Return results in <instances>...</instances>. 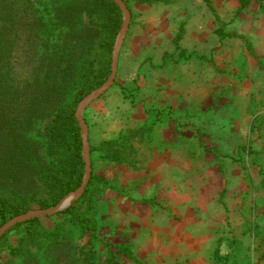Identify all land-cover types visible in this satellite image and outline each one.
<instances>
[{"label":"rangeland","instance_id":"obj_1","mask_svg":"<svg viewBox=\"0 0 264 264\" xmlns=\"http://www.w3.org/2000/svg\"><path fill=\"white\" fill-rule=\"evenodd\" d=\"M126 1L116 85L84 118L93 148L123 137V161L94 152L93 170L130 197L95 183L74 215L96 243L71 217L41 216L38 243L9 233L0 264H109L106 242L140 264H264V0Z\"/></svg>","mask_w":264,"mask_h":264},{"label":"trees","instance_id":"obj_2","mask_svg":"<svg viewBox=\"0 0 264 264\" xmlns=\"http://www.w3.org/2000/svg\"><path fill=\"white\" fill-rule=\"evenodd\" d=\"M123 1L131 12V26L132 9ZM239 1L244 9L254 0ZM122 19L112 0H0V226L35 206L52 207L79 187L84 163L74 114L78 103L108 78ZM226 36L240 39L256 56L243 35ZM258 64L264 72V60ZM122 141L119 137L90 145L92 174L83 195L54 216L75 219L74 211L95 183L130 197L93 170L94 152L103 161L120 164ZM75 222L89 245L97 242L92 220ZM42 231L38 218L18 224L2 237L0 251H16L6 242L11 232L18 235V243L36 244ZM105 246V262L113 264L117 253L140 264L129 244ZM79 250L92 261L84 247Z\"/></svg>","mask_w":264,"mask_h":264},{"label":"water","instance_id":"obj_3","mask_svg":"<svg viewBox=\"0 0 264 264\" xmlns=\"http://www.w3.org/2000/svg\"><path fill=\"white\" fill-rule=\"evenodd\" d=\"M112 1L120 9L123 19L111 53L110 74L106 79V81L101 86L93 90L78 103L74 114L80 129V137L82 143L81 154L84 163V173H83L82 181L76 190L66 194L63 198L59 200V202L56 205L46 209L39 208V209L30 210L26 213L14 216L13 218L9 219L7 222L2 224L0 226V240L8 231H10L14 226L18 224L27 222L29 220L41 216L51 217L69 208L83 195L89 183L92 174V164H91V154H90L89 131H88V126L84 119V112L93 102L98 100L113 86L118 71L120 51L122 49L131 22V12L128 9L125 2L123 0H112Z\"/></svg>","mask_w":264,"mask_h":264}]
</instances>
